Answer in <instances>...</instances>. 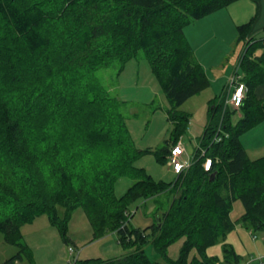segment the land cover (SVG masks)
<instances>
[{"label": "trees", "instance_id": "obj_1", "mask_svg": "<svg viewBox=\"0 0 264 264\" xmlns=\"http://www.w3.org/2000/svg\"><path fill=\"white\" fill-rule=\"evenodd\" d=\"M233 1L0 0V232L17 246L1 264L29 254L21 227L42 214L69 243L67 224L77 207L89 217L94 237L115 231L118 242L132 250L114 259L77 257L76 264L241 262L230 243L221 244V256L207 248L236 225L264 229V155L249 157L240 142L242 133L264 119V97L255 94L264 82V46L262 39L245 40L251 21L236 26L242 42L239 81L246 87L240 106L212 99L191 164L174 180H156L133 165L144 152L166 162L189 122L178 107L209 86L184 27ZM139 50L171 105L173 131L157 149L135 147L120 109L123 100L96 75L113 64L119 72ZM123 175L134 180L117 197L114 184ZM164 191L171 198L156 222L128 225L129 203ZM236 199L243 212L233 219ZM179 238L171 258L167 246ZM148 243L162 262L145 253Z\"/></svg>", "mask_w": 264, "mask_h": 264}, {"label": "rangeland", "instance_id": "obj_2", "mask_svg": "<svg viewBox=\"0 0 264 264\" xmlns=\"http://www.w3.org/2000/svg\"><path fill=\"white\" fill-rule=\"evenodd\" d=\"M264 33V29L257 33ZM96 75L111 95L123 100L120 109L123 113L128 131L140 150L146 148L157 149L164 145L165 139L171 136L173 123L167 118V111L171 105L162 92L157 77L153 74L143 52L138 51L136 57L129 59L119 70L115 64L100 68ZM210 88H205L183 102L178 110L189 115V122L183 128L177 142L185 148V152L192 156L198 139L209 117V107L212 102ZM233 121L236 115L233 116ZM263 143V142H262ZM186 154V155H187ZM135 167H143L154 179L165 182L174 180L176 172L165 161H159L153 152H144L134 161ZM134 178L128 175L119 177L114 184L115 195L122 196ZM171 196L168 191L137 199L127 207L128 225L134 228H145L156 222L157 215L164 210ZM243 212V205L239 199L233 201L231 217L238 218ZM242 228L243 241H232L242 254V259L251 264H264V229L251 231ZM23 242L28 246L29 256L24 254L13 264H76L86 258H119L132 250V247L123 246L118 242L115 231L102 236L94 237L93 228L86 212L77 207L71 212L67 224L69 243L62 240L57 228L53 226L46 214L36 217L31 223L21 227ZM254 236V237H253ZM182 239L167 246L168 256L175 258L178 254ZM72 246L73 251L68 247ZM217 244L209 248V253L215 252ZM145 253L151 260L162 262L163 258L148 243L144 247ZM17 252V246L7 243L0 232V264ZM78 257V258H76Z\"/></svg>", "mask_w": 264, "mask_h": 264}, {"label": "crops", "instance_id": "obj_3", "mask_svg": "<svg viewBox=\"0 0 264 264\" xmlns=\"http://www.w3.org/2000/svg\"><path fill=\"white\" fill-rule=\"evenodd\" d=\"M251 21L246 39H264V0H235L227 6L196 19L184 27V34L192 48L193 55L203 67L208 79L212 99L224 100L229 91L230 76L237 70L242 42H237L236 26ZM260 49L257 50L258 53ZM255 94L264 97V82L257 85ZM240 142L251 158L264 155V119L240 135ZM263 142V143H262ZM235 219V218H234ZM238 225L217 242L215 252L209 255L221 256V244L243 241L242 228ZM254 237V236H253ZM214 244V245H216ZM243 257V256H242ZM242 264H251L249 260ZM262 264V263H261Z\"/></svg>", "mask_w": 264, "mask_h": 264}, {"label": "built area", "instance_id": "obj_4", "mask_svg": "<svg viewBox=\"0 0 264 264\" xmlns=\"http://www.w3.org/2000/svg\"><path fill=\"white\" fill-rule=\"evenodd\" d=\"M262 44L264 46V39H262ZM239 79L240 75L236 70L235 73L230 76L229 91L224 99V105H229L232 109H237L240 106L246 89L245 85L240 82ZM219 138L220 137H217L216 139ZM186 154L185 148L178 142L170 147L169 154L167 155L168 163L176 173L183 171L191 164L192 156ZM209 164L210 159L207 158L204 164L205 169L209 167ZM68 250L70 252L73 251V247L69 246Z\"/></svg>", "mask_w": 264, "mask_h": 264}]
</instances>
